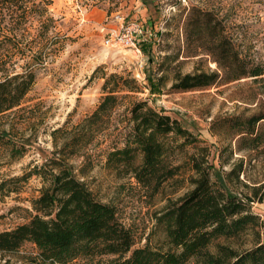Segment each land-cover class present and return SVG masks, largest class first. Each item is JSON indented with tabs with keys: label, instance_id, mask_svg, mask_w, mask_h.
Instances as JSON below:
<instances>
[{
	"label": "rangeland",
	"instance_id": "obj_1",
	"mask_svg": "<svg viewBox=\"0 0 264 264\" xmlns=\"http://www.w3.org/2000/svg\"><path fill=\"white\" fill-rule=\"evenodd\" d=\"M21 6L27 7L25 13ZM116 13L125 21L143 26L138 50L105 43L103 28L115 25L110 20ZM203 17L212 23L221 21L243 54L264 62V0H23L11 16L10 12L2 16L0 79L32 69L35 81L3 122L9 130L5 138L16 144L27 142L23 154L10 157L9 145L0 141V182L6 180L0 188V231L28 220L31 199L42 185L36 175L17 183L10 179L52 155L51 131L90 114L104 94L105 77L111 73L133 79L139 90L131 93L134 97L177 117L197 135L201 144L208 146L214 179L231 193L254 197L252 210L264 218V184L256 195L251 187L264 182V154L254 157L247 151H237L233 140L210 130H221L213 124L219 118L254 111L264 102V84L243 78L219 81L203 89L170 88L174 71L217 69L206 53L207 41L195 32L194 22ZM159 75L163 78L157 86ZM126 104L124 100L114 109L109 129L83 156H71L68 161L98 199L114 205L120 221L133 230L135 247H142L162 237L154 213L169 197L187 189L189 170L185 155L175 150L173 160L184 161L181 180L166 182L153 197L147 196L133 178L115 176L105 165V152L118 142ZM185 149L193 151L190 146ZM85 159L88 165L81 174L79 168ZM239 167L238 176L229 174ZM13 187L17 190L11 191ZM36 256L35 246L25 242L0 258L13 264H32ZM109 258L103 256V264ZM82 263L76 260L71 264Z\"/></svg>",
	"mask_w": 264,
	"mask_h": 264
},
{
	"label": "trees",
	"instance_id": "obj_2",
	"mask_svg": "<svg viewBox=\"0 0 264 264\" xmlns=\"http://www.w3.org/2000/svg\"><path fill=\"white\" fill-rule=\"evenodd\" d=\"M22 1L0 0V20L9 12L11 16ZM20 8L24 13L27 10L26 6ZM194 27L197 35L207 41L206 53L217 69L174 71L171 89H203L219 81L228 83L243 78L264 84V62L243 54L221 21L212 23L203 17L194 22ZM162 78L156 77L157 86ZM34 81L32 69L5 74L0 79V141L9 145L10 157L23 154L27 141L16 144L5 138L9 130L3 122L20 105ZM102 89L104 94L90 114L75 124L65 122L51 131L52 155L10 179L17 183L36 175L42 185L31 199L28 220L0 231V255L14 252L28 242L37 250L32 264H71L76 260L103 264V256H110L106 264H264V218L252 210L254 197L231 193L214 179L208 146L202 145L177 117L134 97L131 93L139 90L133 79L111 73L105 77ZM124 100L127 104L118 142L105 152V165L115 176L133 178L147 196L153 197L166 182L181 180L184 161L173 160L175 150L185 155L189 170L185 177L187 189L169 197L154 213L155 226L162 237L155 244L148 241L142 247H135L133 230L120 221L114 205L98 199L68 161L71 156H83L105 134L114 109ZM213 124L221 130L210 127L212 133L233 140L237 151H247L254 157L264 154L263 101L249 114L225 116ZM186 146L193 151L188 152ZM87 165L85 159L79 168L81 174ZM240 169L229 174L238 176ZM5 182H0V188ZM263 184L251 186L254 195ZM15 190L17 187L11 189ZM0 264L13 263L0 258Z\"/></svg>",
	"mask_w": 264,
	"mask_h": 264
},
{
	"label": "built area",
	"instance_id": "obj_3",
	"mask_svg": "<svg viewBox=\"0 0 264 264\" xmlns=\"http://www.w3.org/2000/svg\"><path fill=\"white\" fill-rule=\"evenodd\" d=\"M114 26H105V43L110 45H122L138 50L137 41L143 34V26L134 21H125L118 13L114 14L110 20Z\"/></svg>",
	"mask_w": 264,
	"mask_h": 264
}]
</instances>
